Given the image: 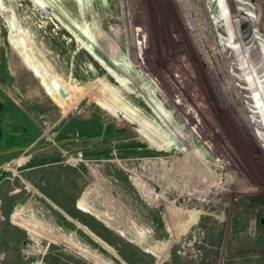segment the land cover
I'll return each instance as SVG.
<instances>
[{
	"label": "rangeland",
	"instance_id": "374dc122",
	"mask_svg": "<svg viewBox=\"0 0 264 264\" xmlns=\"http://www.w3.org/2000/svg\"><path fill=\"white\" fill-rule=\"evenodd\" d=\"M0 88V264H264V0H0Z\"/></svg>",
	"mask_w": 264,
	"mask_h": 264
},
{
	"label": "trees",
	"instance_id": "16d2710c",
	"mask_svg": "<svg viewBox=\"0 0 264 264\" xmlns=\"http://www.w3.org/2000/svg\"><path fill=\"white\" fill-rule=\"evenodd\" d=\"M108 132H112V129L110 127L107 128ZM103 132L102 128H99L97 130H94L90 133L84 134V135H78V136H73L72 138H63L60 140L61 143H68L67 141H71L70 139H78V138H82V137H93V136H99L101 135ZM120 146L122 147H126V150L121 152L120 155L123 156H136L137 153V149L135 148L134 144H129L127 142H124L123 144H120ZM98 153L97 151H84L83 155L86 158H91V157H96ZM142 154L145 155H155V154H160V151H144L142 152ZM99 155V153H98ZM109 154L105 153V157H108ZM46 161L44 159H40V158H33L32 160H30L29 162L26 163V166H33V165H39V164H44ZM261 200V199H260ZM258 198L255 199V201L259 202L260 201Z\"/></svg>",
	"mask_w": 264,
	"mask_h": 264
},
{
	"label": "crops",
	"instance_id": "0c3cea01",
	"mask_svg": "<svg viewBox=\"0 0 264 264\" xmlns=\"http://www.w3.org/2000/svg\"><path fill=\"white\" fill-rule=\"evenodd\" d=\"M6 100H7V97L5 96V92L3 91V89L0 88V119H1V115L7 112ZM15 103L19 104L17 100H15ZM1 131L2 130L0 126V156L3 154L2 143H1V139H3V137L1 136L2 135ZM9 139L13 141V138H9Z\"/></svg>",
	"mask_w": 264,
	"mask_h": 264
},
{
	"label": "water",
	"instance_id": "95a60500",
	"mask_svg": "<svg viewBox=\"0 0 264 264\" xmlns=\"http://www.w3.org/2000/svg\"><path fill=\"white\" fill-rule=\"evenodd\" d=\"M103 3L104 4H106V0H103ZM91 42H92V44L94 45V47H95V49L97 50V52H98V54L100 53V49L98 48V46L94 43V41L93 40H91ZM100 55V54H99ZM95 58V57H94ZM96 59V58H95ZM101 63V62H100ZM116 64H117V66L118 67H120L119 66V64L117 63V61H116ZM106 68V67H105ZM107 69V68H106ZM107 71H109V73L115 78V80L118 82V80H117V78H116V76H114V74H112L111 72H110V70H108L107 69ZM119 83V82H118ZM59 91H60V94L62 95V96H66V92H65V90L63 89V88H59Z\"/></svg>",
	"mask_w": 264,
	"mask_h": 264
},
{
	"label": "bare ground",
	"instance_id": "6f19581e",
	"mask_svg": "<svg viewBox=\"0 0 264 264\" xmlns=\"http://www.w3.org/2000/svg\"><path fill=\"white\" fill-rule=\"evenodd\" d=\"M88 44H90L89 42H87ZM94 49H95V47L92 45V44H90ZM96 50V49H95ZM107 63H108V65H109V67L115 72V73H118V75L120 76V79L119 80H121L122 81V76H121V74L122 73H120L116 68H115V64H113V63H110V62H108V61H106ZM124 84L127 86L126 88H128V89H130V86H129V84L128 83H126V82H124ZM131 90V89H130ZM162 110H163V108H161ZM176 138V137H175ZM181 138V137H180ZM182 143V142H181Z\"/></svg>",
	"mask_w": 264,
	"mask_h": 264
},
{
	"label": "flooded vegetation",
	"instance_id": "af4514ba",
	"mask_svg": "<svg viewBox=\"0 0 264 264\" xmlns=\"http://www.w3.org/2000/svg\"><path fill=\"white\" fill-rule=\"evenodd\" d=\"M234 2H235V0H234ZM234 4H236V3H234ZM241 27H242V25H241ZM91 54V53H90ZM92 55V54H91ZM94 57V56H93ZM97 60V59H96ZM98 61V60H97ZM99 62V61H98ZM100 63V62H99ZM254 64H253V62H250V61H248V72H247V74L251 71V68H252V66H253ZM253 70H254V72L256 71V69L254 68V66H253ZM258 71V70H257ZM257 74L259 75V77H260V72L258 71L257 72ZM249 85V88H248V90H250V91H254V89H253V87H252V85H251V83H249L248 84Z\"/></svg>",
	"mask_w": 264,
	"mask_h": 264
}]
</instances>
